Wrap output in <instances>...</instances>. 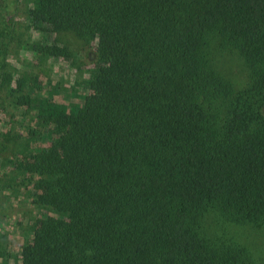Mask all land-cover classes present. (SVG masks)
Wrapping results in <instances>:
<instances>
[{
	"label": "trees",
	"instance_id": "trees-1",
	"mask_svg": "<svg viewBox=\"0 0 264 264\" xmlns=\"http://www.w3.org/2000/svg\"><path fill=\"white\" fill-rule=\"evenodd\" d=\"M28 4L24 32L0 23V108L26 127L0 132V168L29 178L38 215L17 264H264V0ZM62 32L89 45L69 111L6 61L19 47L82 71Z\"/></svg>",
	"mask_w": 264,
	"mask_h": 264
},
{
	"label": "rangeland",
	"instance_id": "rangeland-1",
	"mask_svg": "<svg viewBox=\"0 0 264 264\" xmlns=\"http://www.w3.org/2000/svg\"><path fill=\"white\" fill-rule=\"evenodd\" d=\"M26 16H30L28 0H18L16 6L14 4H8L5 8H0V23L2 22V19L6 22H10L11 25L16 28L17 32H24L26 20L22 17ZM59 35L69 50L73 51L72 53L77 54L74 58L76 59L80 57V61L84 63L81 67L82 71L71 68L69 60L66 59L48 58L38 62L37 59H33L27 51L19 47L16 52L10 54L6 58V61L13 65L18 73L20 72L19 74H21L24 82L28 83V81L30 82L35 79L39 81L40 85L43 86L44 89H48L49 87H52V85L56 86L60 90L57 93L60 97L59 101L64 103L68 110L69 108L72 109L79 104L78 97L80 92L78 90V83L84 81L83 78L86 77L85 71L89 68L87 66L89 63L86 57L87 46L89 45L80 41L70 32H62L59 33ZM31 39L37 42H42L43 40L41 34L34 32L30 33V36L27 37L28 41ZM221 61V66L225 68H227L228 62L231 63L230 68L233 69L231 70L232 78L238 80V82L242 84L245 79L244 73H239V69L235 71V64L229 61L228 57H225ZM237 71L238 73L234 74ZM10 113H13V116H11ZM18 116L20 115L13 112L9 106L0 108V132H5V134L8 132L7 136L11 133L25 136L26 127L23 128L24 124L17 121ZM48 143L49 138H47L45 142L29 139V144L33 147H44ZM23 176L24 180L22 182L18 180L19 177L15 178V176H13V179L10 180V176L6 174L4 175L0 168V222H3V229L0 228V231L5 230L1 232L6 233V237L4 236V238H7L8 240L9 249V253L7 255L8 259L0 264L18 263L17 259L19 249L21 245L31 236V231L25 230H30L33 219L38 217L37 212L32 208L29 197L26 198L25 196L26 190L30 188V185L28 183L29 178L25 176V174H23ZM3 184H9L7 186L12 185L13 190L10 188H3ZM12 192L16 195L12 194ZM254 233L255 235L252 237L253 241L257 244L258 242L260 244H264V230ZM0 242H3V235L1 234Z\"/></svg>",
	"mask_w": 264,
	"mask_h": 264
}]
</instances>
